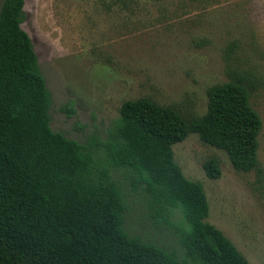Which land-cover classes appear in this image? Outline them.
I'll return each mask as SVG.
<instances>
[{
    "label": "trees",
    "instance_id": "16d2710c",
    "mask_svg": "<svg viewBox=\"0 0 264 264\" xmlns=\"http://www.w3.org/2000/svg\"><path fill=\"white\" fill-rule=\"evenodd\" d=\"M23 6L24 0L0 5V264H249L206 220L205 190L184 175L172 146L196 133L225 151L235 170L260 176L262 121L250 103L251 75L230 71L209 86L199 115L151 98L126 100L106 139L81 144L50 126V93L21 26ZM120 169L159 221L180 211L184 259L126 232L112 175ZM203 169L211 179L220 176L215 159Z\"/></svg>",
    "mask_w": 264,
    "mask_h": 264
},
{
    "label": "rangeland",
    "instance_id": "374dc122",
    "mask_svg": "<svg viewBox=\"0 0 264 264\" xmlns=\"http://www.w3.org/2000/svg\"><path fill=\"white\" fill-rule=\"evenodd\" d=\"M23 11L21 26L50 93V126L81 144L106 139L126 100L151 98L199 115L209 86L226 81L230 71L251 75L250 103L262 121L260 176L235 170L225 151L196 133L172 150L184 175L205 190L206 220L249 264H264V0H24ZM208 159L218 163L216 179L203 169ZM112 175L126 232L184 259L180 211L159 221L128 172Z\"/></svg>",
    "mask_w": 264,
    "mask_h": 264
}]
</instances>
